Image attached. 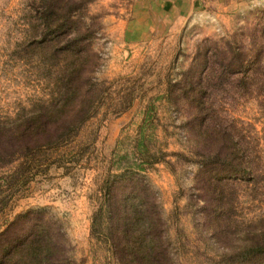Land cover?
Instances as JSON below:
<instances>
[{
	"label": "rangeland",
	"instance_id": "obj_1",
	"mask_svg": "<svg viewBox=\"0 0 264 264\" xmlns=\"http://www.w3.org/2000/svg\"><path fill=\"white\" fill-rule=\"evenodd\" d=\"M41 0H0V113L15 116L42 98H49L61 62L37 42L43 36L35 9ZM264 0H94L85 15L93 30L95 53L89 75L99 87L95 114L81 129L73 150H54L27 182L2 178L0 231L19 214L45 207L67 234L73 264H118L108 245L92 234V219L103 189L122 171L138 172L158 192L176 264H229L223 250L231 241L218 240L202 216L204 200L196 199L194 176L201 153L205 114L201 98L186 93L197 82L208 46L248 42L264 24ZM259 35V32H258ZM61 66V64H60ZM54 70V71H52ZM176 94L172 95L171 94ZM213 108L225 124L241 128L252 140L262 137V172L225 188L240 221L264 217V113L255 97L236 90L216 93ZM51 153V151H50ZM222 170L224 165L218 166ZM229 168V166H228ZM242 174V173H241ZM240 176V175H239ZM249 176V177H248Z\"/></svg>",
	"mask_w": 264,
	"mask_h": 264
},
{
	"label": "trees",
	"instance_id": "obj_2",
	"mask_svg": "<svg viewBox=\"0 0 264 264\" xmlns=\"http://www.w3.org/2000/svg\"><path fill=\"white\" fill-rule=\"evenodd\" d=\"M92 1L41 0L35 9L38 24L33 28L43 36L35 43L45 52L51 50L61 66L52 72L56 82L49 98L15 116L0 113V169H14L2 181L27 182L56 159L54 150H73L81 129L95 114L100 89L88 69L95 55L88 43L93 30L86 21H75ZM258 32L251 31L248 42L239 46L232 45L237 41L208 46L197 82L191 80L186 93V99L194 95L196 101V94L201 98L203 141L210 147L194 153L200 160L193 188L196 199L205 202L201 212L212 224L213 234L232 242L222 252L229 264H264V217L238 220L234 200L225 189L235 188L231 179H243L246 163L253 166L250 177L261 175V155L244 150H261L262 137L256 132L253 144L241 128L221 121L212 98L236 90L258 98L264 113V24ZM119 176L103 189L92 219L93 236L108 245L118 264H176L158 192L138 172L125 170ZM6 203L7 198H0V212ZM71 253L64 224L45 207L19 214L0 231V264H73Z\"/></svg>",
	"mask_w": 264,
	"mask_h": 264
},
{
	"label": "crops",
	"instance_id": "obj_3",
	"mask_svg": "<svg viewBox=\"0 0 264 264\" xmlns=\"http://www.w3.org/2000/svg\"><path fill=\"white\" fill-rule=\"evenodd\" d=\"M203 1H207V0H200V3H202Z\"/></svg>",
	"mask_w": 264,
	"mask_h": 264
}]
</instances>
